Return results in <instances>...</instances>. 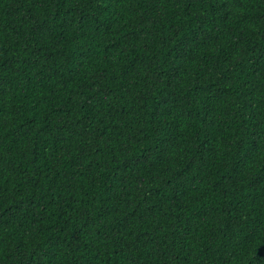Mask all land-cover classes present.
<instances>
[{
    "label": "trees",
    "instance_id": "1",
    "mask_svg": "<svg viewBox=\"0 0 264 264\" xmlns=\"http://www.w3.org/2000/svg\"><path fill=\"white\" fill-rule=\"evenodd\" d=\"M0 264H264V0H0Z\"/></svg>",
    "mask_w": 264,
    "mask_h": 264
}]
</instances>
